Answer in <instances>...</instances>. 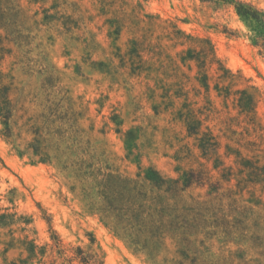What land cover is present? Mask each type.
<instances>
[{"label":"rangeland","instance_id":"1","mask_svg":"<svg viewBox=\"0 0 264 264\" xmlns=\"http://www.w3.org/2000/svg\"><path fill=\"white\" fill-rule=\"evenodd\" d=\"M253 28L227 0H0V264H68L54 235L104 264H264Z\"/></svg>","mask_w":264,"mask_h":264},{"label":"trees","instance_id":"2","mask_svg":"<svg viewBox=\"0 0 264 264\" xmlns=\"http://www.w3.org/2000/svg\"><path fill=\"white\" fill-rule=\"evenodd\" d=\"M227 1L234 6L235 11L241 18L249 21L251 26H254L253 29L255 30V36L257 38L254 39V42L258 44L259 40H262V43L264 44V13L249 2H244L242 0ZM223 70L225 69L223 68ZM204 78V86L208 87L207 75H204ZM252 101L253 98L249 96L246 103L240 101L239 106L241 110L251 111L253 109V107H251ZM9 113L10 111L7 107L6 101H3L0 98V116L3 118L2 120L5 125L8 124ZM146 176L153 181L159 182L162 180L161 177L153 171H149ZM182 181L185 187L190 186L192 183V180L188 178L187 174L183 175ZM24 242L26 243L25 249L28 251V256L26 259L22 260L23 262H27L29 258H37L38 255L44 257L48 252L47 246H39L33 240H26ZM49 250H51L53 255L56 253L58 258H61L62 261L67 262L68 264H73L74 262H77L78 264H104L103 259L98 253L86 251L80 245L66 246L62 243L61 239L55 235L52 237V243L49 245ZM40 260L39 262H41Z\"/></svg>","mask_w":264,"mask_h":264}]
</instances>
